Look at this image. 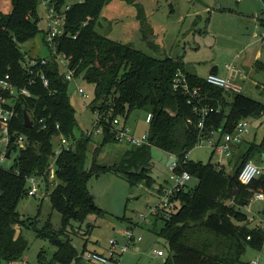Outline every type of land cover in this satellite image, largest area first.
<instances>
[{
	"label": "trees",
	"instance_id": "16d2710c",
	"mask_svg": "<svg viewBox=\"0 0 264 264\" xmlns=\"http://www.w3.org/2000/svg\"><path fill=\"white\" fill-rule=\"evenodd\" d=\"M108 1L84 0L71 6L66 26L70 35L59 38L60 50L72 56L76 78L82 77L94 86L89 106L93 111L98 108L102 114L101 143L118 142L113 130L114 118L127 122L133 111L143 110L146 116L152 113L147 130L152 145L130 146L119 165L94 163L92 168H86L87 149L93 135L84 133L76 138L78 120L69 93L70 81L65 78L59 61L46 56L48 63L37 70L45 73L49 84L46 86L34 75L35 82L28 85L31 95H22L16 101L18 115L9 124L11 132L25 135L28 144L22 148L15 139L11 140L8 148L10 158L15 153L13 164L0 165V258L20 259L29 248L23 235L16 237V230L17 225L28 227L34 223L30 218H22L18 209L20 201L28 196L30 175L45 174L51 206L61 213L65 228L72 219L83 222L92 212L104 214L89 191L88 182L93 175L113 169L132 184L145 183L152 187L156 180L150 174V148L156 146L176 156L177 173L187 170L197 180L195 185L187 184L171 197L175 203L169 210L159 208L156 214V221L161 220L162 224L153 226L152 230L166 241L168 252L164 264H250L243 256L249 247L263 248L264 228L260 224L252 225L256 217L250 216L246 206L256 190H264V176L246 184L239 179V170L248 160H264V136L260 142L254 138L239 164L230 161L228 170L219 169L212 162L214 151L208 162L192 159L188 154L199 140L200 115L188 103L184 92L174 87V81L182 71L192 87L201 88L203 104L215 108L205 122L206 135L211 131L232 132L240 119L260 115L264 103L209 83L186 69L180 58H159L102 34L97 24ZM10 2V12L0 11V79L9 74L17 85L24 86L30 74L23 66L27 53L21 45L40 32L41 0ZM25 110L34 120L31 127L25 123ZM41 116L47 118L51 127L42 129L35 125V119ZM57 122L59 129L55 126ZM60 132L74 139L75 147L58 155L53 184L48 179L47 168L54 152L55 136ZM99 151L97 147L96 154ZM50 236L57 249L43 264L55 261L96 264L81 256L87 250L85 247L79 251L70 239L59 238L58 232Z\"/></svg>",
	"mask_w": 264,
	"mask_h": 264
},
{
	"label": "rangeland",
	"instance_id": "374dc122",
	"mask_svg": "<svg viewBox=\"0 0 264 264\" xmlns=\"http://www.w3.org/2000/svg\"><path fill=\"white\" fill-rule=\"evenodd\" d=\"M137 2L133 4L132 0H109L99 17L97 30L159 58L183 57L186 67L201 75L211 65H218L222 74L238 79L240 64L244 63L249 70L252 63L253 69L249 71V76L240 81L242 93L264 101V68L256 67L252 62L258 49L264 51V23H261V20L264 21V0ZM11 9L10 0H0V11L10 12ZM39 16L40 32L21 45L28 57L50 55V49L44 41L47 23L42 5L39 6ZM261 61H264V55ZM228 64L234 67L229 69L226 66ZM78 86H82L90 97L80 95L77 92ZM69 93L78 120L74 132L76 138H80L95 122V112L89 106L94 97V86L78 77L70 81ZM127 123L138 135L145 133L149 127L143 110L133 111ZM250 136L260 142L264 131L255 123L251 127ZM101 142L102 134H94L87 149L86 168H92L94 163L111 167L119 165L131 148L120 141L104 145ZM97 147H100V151L96 154ZM212 151L213 147L204 141L202 145L195 146L189 156L197 161L208 162ZM14 156L15 153L3 165L11 166ZM150 157V174L157 182L155 185L173 187L175 179L172 176L175 171L168 164V153L151 146ZM217 158L218 154L214 152L212 162ZM236 161L239 164L240 156ZM228 168L225 167L226 170ZM196 182V178H193L189 185H195ZM155 185L148 187L145 183L132 184L122 173L113 169L93 175L88 182L89 191L104 214L92 212L83 222L72 219L65 228L61 213L51 206L47 189L44 190L46 196L42 200L33 196L24 197L18 209L22 218H30L34 223L28 227L17 225L16 237L23 235L29 242V248L22 258L12 261L0 258V264H23L24 261L27 264H43L50 260L57 249L50 236L53 232H58L59 238L70 239L79 251L85 247L87 250L107 253L110 239H117L121 245L127 243L125 230L129 227H132L136 236L141 235L142 240L132 241L128 250L120 255L118 263L164 264L168 252L166 241L152 230L153 226L161 227L162 224L161 220L156 221L154 213L157 205L161 204V195ZM256 192L246 209L251 208L248 210L250 216L256 217L252 225L260 224L264 228V219L257 218V210L262 202L253 200ZM140 214L146 218L141 220ZM160 248L165 251L164 256L154 252ZM243 259L246 262L258 259L259 264H264V246L262 249L249 247Z\"/></svg>",
	"mask_w": 264,
	"mask_h": 264
},
{
	"label": "built area",
	"instance_id": "2783aa9c",
	"mask_svg": "<svg viewBox=\"0 0 264 264\" xmlns=\"http://www.w3.org/2000/svg\"><path fill=\"white\" fill-rule=\"evenodd\" d=\"M84 0H65L63 3H59V0H41V5L43 6L45 12V20L47 23V29L45 32L44 41L47 47L50 49V55L55 57L62 68L64 69L65 78L71 81L76 78L75 70L76 68L71 66L72 56L67 55L65 52L60 50L59 38L61 36H69L70 33L67 29V11L71 8L74 3H81ZM264 36V32H263ZM75 38L76 35H73ZM49 59L46 56L43 57H28L23 62V66L26 68L30 78L28 84L24 86L17 85L9 74H6L0 79V86L2 93H0V165H2L8 157V144L11 142V137L15 136V141L19 147L25 148L27 146V138L25 135L20 134L16 136L10 130L9 124L13 118L17 117L18 112L16 110V101L20 96H30L31 91L28 85L35 82L34 75L40 77L44 84L47 86L49 84V79L46 77L45 73L37 68L41 65L48 63ZM232 68V65H227ZM206 80L220 87H223L227 91L232 92H242V85L234 82L226 76L220 74L210 73L207 75ZM174 87L180 89L187 96V101L194 105V110L199 113L200 119L198 126L200 128V135L197 145H202L204 141H208V145L212 146L214 150L220 156L230 157L232 155V145L242 143L246 136L251 134V127L253 124L257 123L259 129L264 131V111L258 116L245 117L239 120L235 129L232 132H226L222 134L220 140L214 137V134L218 131H211L210 135H206L204 128L205 122L211 112L215 111V108L208 104H203V99L205 98L202 94L200 87H192L186 76L179 71L176 75L174 81ZM77 92L85 98H89L90 94L82 86L77 87ZM95 112V122L91 129H89L86 135L102 134L103 131V121L101 111L97 108ZM31 117V116H30ZM152 118V113H148L146 116V122L149 124ZM32 119V118H31ZM33 120V119H32ZM109 121V118L106 117ZM191 121V119H189ZM113 130L115 133V138L119 142H124L130 146H141V145H152L150 140L149 132L146 131L141 135H138L134 130L128 125L127 122L123 121L121 118H114L112 120ZM34 125V120H33ZM35 125L42 128L48 129L51 127V123L44 116L35 119ZM56 128H60V123H56ZM75 147V140L67 137L64 133H57L54 140V152L51 156L50 164L47 168V175L50 182L56 181V159L58 155L64 150H70ZM190 153V152H189ZM189 156V154H188ZM172 168L175 171L176 160L171 163ZM264 176V160L257 162L255 160H248L245 162L239 170V179L246 184L253 182L255 179ZM173 179H175V185L173 187H162L160 185H155L158 193L161 195V204L157 205L154 209V213L159 212V208H164L169 210L173 205L171 197L177 193V191L182 188H186L187 184L193 179L192 174L184 170L182 173L173 174ZM46 176L45 174H32L28 177V196H33L36 198L45 197L46 193ZM256 197L259 199H264V190L260 189L256 192ZM140 219H145L146 216L140 214ZM125 236L127 237V243L120 244L115 238L110 239L109 250L107 253L86 250L81 256L96 264H119L118 260L120 255L128 250L129 244L132 241L142 240V236H136L133 232L132 227L125 230ZM155 253L160 256H164L166 253L163 249H155ZM250 264H259L258 259H252L249 261ZM26 264V261L23 262ZM53 264H67L61 261H55Z\"/></svg>",
	"mask_w": 264,
	"mask_h": 264
},
{
	"label": "crops",
	"instance_id": "0c3cea01",
	"mask_svg": "<svg viewBox=\"0 0 264 264\" xmlns=\"http://www.w3.org/2000/svg\"><path fill=\"white\" fill-rule=\"evenodd\" d=\"M132 3H133V4H138L137 0H132ZM261 21H262L261 23H264L263 20H261ZM262 37H264V36L262 35ZM263 55H264V51H262L261 49H258V50L255 52L252 62L255 63L256 67L264 68V61H261V58L263 57ZM177 58L182 59L183 62H184L185 68L188 69V68L186 67V61H185V59H184L183 57H177ZM243 61H244V60H243ZM230 65H232V64H230ZM212 66H214V65H211L210 69H206V71H205V73H204L203 75H201L200 73L195 72V71H193V72H195V73L199 74L200 76L206 78L207 75L210 74V70H211ZM215 66H218V65H215ZM226 66H227V65H226ZM227 67H228V66H227ZM233 67H234V65H232V68H233ZM218 68H219V73H218V74L230 78L227 74H222L223 72L221 71V69H220L219 66H218ZM228 68H229V67H228ZM229 69H231V68H229ZM252 69H253L252 63H251V66H250V69H249V70L246 69L244 63H243V65L240 64V67H238V71H239L240 78H238V79H231V78H230V79L233 80L234 82H237V83L241 84L240 81H244L245 79H247V77H248L249 74H250L249 71L252 70ZM188 70H189V69H188ZM255 83H257V82H255ZM262 87H263V85H262ZM258 100L261 101L262 103H264V101H262L261 99H258ZM215 135H216V136H215ZM214 137H215L216 139L220 140V139L222 138V133H221L220 131H218L217 133L214 134ZM252 140H253V139H252V137H251L250 134H249V135L246 136V138H245V140H244L245 142L243 141V142L240 143V144H233V145H232V155H231L230 157L220 156V155L214 150V148H213V151H214L215 153L218 154V158H217V160H216L214 163L216 164V166H217L219 169H222V168L224 169L226 166H227V167H231L230 165L233 164V163H235V162H237L236 160L239 158V156H240V158H241L242 154H243L244 151L248 148V146H249V144H250V142H251ZM247 141H249V143L246 144ZM127 145H128V144H127ZM241 149H242V151H239V150H241ZM171 156H172L171 154H168V158H169V159H170ZM230 161L232 162L231 164H229ZM228 169H229V168H228ZM230 171H231V168H230ZM155 183H157V182L155 181ZM155 183H154V185H155ZM157 185H158V184H157ZM159 185H160V184H159ZM253 200H259L260 202H262V205H261L260 208H258V210H257L258 215H257L256 211H255L254 213L257 215V218L260 217V218H259L260 220H261V219H264V200H261V199H259V198H254ZM259 201H258V202H259ZM251 204H252V203H251ZM250 209H251V208H250ZM250 209H248V210H250ZM26 263H27V262H26Z\"/></svg>",
	"mask_w": 264,
	"mask_h": 264
},
{
	"label": "water",
	"instance_id": "95a60500",
	"mask_svg": "<svg viewBox=\"0 0 264 264\" xmlns=\"http://www.w3.org/2000/svg\"><path fill=\"white\" fill-rule=\"evenodd\" d=\"M210 73H215V74H218L219 73V68L218 66H212L211 70H210ZM0 89H1V86H0ZM24 116H25V123L27 126L31 127L33 126V120L31 119L30 115L28 114V112L25 110L24 111ZM15 139V136H12L11 137V140L14 141ZM8 157L10 156V150L8 151ZM176 160V156L172 155L168 161V164L170 165L173 161Z\"/></svg>",
	"mask_w": 264,
	"mask_h": 264
}]
</instances>
